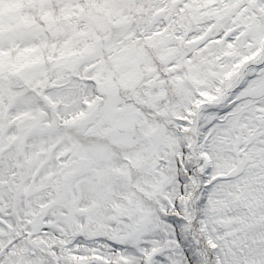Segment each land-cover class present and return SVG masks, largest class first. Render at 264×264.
Here are the masks:
<instances>
[{"label":"snow or ice","instance_id":"snow-or-ice-1","mask_svg":"<svg viewBox=\"0 0 264 264\" xmlns=\"http://www.w3.org/2000/svg\"><path fill=\"white\" fill-rule=\"evenodd\" d=\"M0 264H264V0H0Z\"/></svg>","mask_w":264,"mask_h":264}]
</instances>
